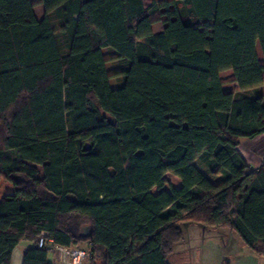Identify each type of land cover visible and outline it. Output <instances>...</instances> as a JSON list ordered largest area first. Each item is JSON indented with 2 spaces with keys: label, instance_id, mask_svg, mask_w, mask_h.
<instances>
[{
  "label": "trees",
  "instance_id": "obj_1",
  "mask_svg": "<svg viewBox=\"0 0 264 264\" xmlns=\"http://www.w3.org/2000/svg\"><path fill=\"white\" fill-rule=\"evenodd\" d=\"M40 4L0 0V264L42 231L92 264H169L185 223L264 254V162L239 151L264 133V0Z\"/></svg>",
  "mask_w": 264,
  "mask_h": 264
},
{
  "label": "rangeland",
  "instance_id": "obj_2",
  "mask_svg": "<svg viewBox=\"0 0 264 264\" xmlns=\"http://www.w3.org/2000/svg\"><path fill=\"white\" fill-rule=\"evenodd\" d=\"M33 1L36 2L35 11L41 18L44 15V8L40 4V0ZM151 1L144 0L146 5H149ZM159 15L156 13L153 16L157 29L162 26L158 20ZM54 26L58 30L56 21H54ZM61 49L63 53H66L67 49L64 45ZM260 57L263 60L261 52ZM233 76L231 70L222 73L226 89H231ZM196 163L202 170L208 172L199 160ZM165 178L168 180L165 189L170 190L172 187L181 186V180L178 177L168 173ZM213 180L218 182V179ZM153 192H158V189H153ZM183 228L184 238L178 243L175 252L170 255L172 264H264V254L255 253L234 232L227 228L218 229L192 223H185ZM79 246L88 248L90 244L83 243Z\"/></svg>",
  "mask_w": 264,
  "mask_h": 264
},
{
  "label": "crops",
  "instance_id": "obj_3",
  "mask_svg": "<svg viewBox=\"0 0 264 264\" xmlns=\"http://www.w3.org/2000/svg\"><path fill=\"white\" fill-rule=\"evenodd\" d=\"M153 28L155 32H160L163 30V24L161 28L157 29L154 23ZM224 89L229 92H235L239 90V87L238 84L233 81L231 89H226L225 84ZM251 92L254 93V90H252ZM239 151L243 154V156L246 158L247 162L250 164L251 167L259 168L260 165L264 162V133L254 139H245L242 145L239 147ZM34 246L35 240L23 239L13 250L11 264H24L25 253L29 248H32ZM48 258L51 262L53 261V257L50 254ZM168 262L169 264H172L170 262V257L168 259Z\"/></svg>",
  "mask_w": 264,
  "mask_h": 264
},
{
  "label": "built area",
  "instance_id": "obj_4",
  "mask_svg": "<svg viewBox=\"0 0 264 264\" xmlns=\"http://www.w3.org/2000/svg\"><path fill=\"white\" fill-rule=\"evenodd\" d=\"M35 244L45 248L53 257V264H92V247H65L55 244L50 233L42 231L35 239Z\"/></svg>",
  "mask_w": 264,
  "mask_h": 264
},
{
  "label": "water",
  "instance_id": "obj_5",
  "mask_svg": "<svg viewBox=\"0 0 264 264\" xmlns=\"http://www.w3.org/2000/svg\"><path fill=\"white\" fill-rule=\"evenodd\" d=\"M87 148H89V145H87ZM90 230H91L90 226L83 227V232H87V231H90Z\"/></svg>",
  "mask_w": 264,
  "mask_h": 264
}]
</instances>
